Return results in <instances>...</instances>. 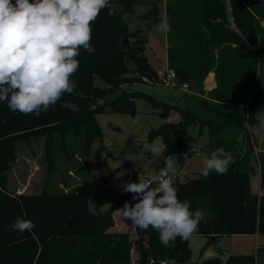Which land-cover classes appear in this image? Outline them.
Instances as JSON below:
<instances>
[{"label": "trees", "instance_id": "trees-1", "mask_svg": "<svg viewBox=\"0 0 264 264\" xmlns=\"http://www.w3.org/2000/svg\"><path fill=\"white\" fill-rule=\"evenodd\" d=\"M127 1L117 2L121 10L114 15H109L107 8L101 9L92 22L90 43L96 51L89 55L86 50H79L76 57L79 68L70 78L76 83L71 94H62L39 117L10 111L7 102H0V264H166L169 259H175L177 264H256L257 252L192 260L189 238L182 241L178 237L172 247H165L158 230L151 226L147 230L136 227L133 246L130 233L109 230L116 224L114 210L125 201L133 206L138 202L133 201L132 193L121 195L108 210L94 212L89 209V194L83 188L50 191L46 184L40 193L33 194L13 193L9 189L6 171L17 158L20 140L46 135L47 154L52 161L54 136L60 134L66 140L72 131L75 135L84 134V150L88 152L101 136L95 116L106 110L105 104L95 106L96 100L115 94L125 82V74L131 71L127 59L136 64L138 76H156L158 80L145 54L148 39L139 30L129 31L123 18ZM159 1L162 0H153L145 14L154 22L162 16L157 6ZM165 2L171 28L168 67L175 70L178 83L187 84L190 92L207 93L212 103L226 105L230 112L217 117L202 116L186 104L185 109L180 108L182 120L167 121L152 131L149 139L162 137L165 157L179 155L186 147L185 133L192 120L210 126V150L224 148L235 163L223 175L213 171L208 179L199 173L186 181L179 177L174 180L178 199L205 212L204 221L194 233L209 238L264 234V161L260 162L263 192L254 193L250 187V172L254 170L250 128L260 122L257 117L264 110V0ZM129 34L135 39L125 43L123 35ZM211 71L215 73L217 85L206 92L204 80ZM95 75L109 87L97 86ZM139 95L156 100L139 90L122 91L106 104L117 110L135 112V98ZM174 106L169 104L168 109ZM233 106L240 110H231ZM216 128H235L236 139L220 140L213 133ZM103 150L101 144L95 151L97 164H101ZM68 151L64 146L63 152L70 155ZM17 217L31 220L36 225L33 232L21 234L5 230ZM113 242H116L115 248ZM207 246L208 243L203 245L202 252ZM132 249L139 254L134 263Z\"/></svg>", "mask_w": 264, "mask_h": 264}, {"label": "rangeland", "instance_id": "rangeland-1", "mask_svg": "<svg viewBox=\"0 0 264 264\" xmlns=\"http://www.w3.org/2000/svg\"><path fill=\"white\" fill-rule=\"evenodd\" d=\"M110 1L117 5L120 0ZM152 1L128 0L124 7L123 18L129 31L139 30V33L148 39V43L145 44V54L148 62L157 71L168 67L169 43L168 33L157 30L159 20L154 22L145 16L152 6ZM157 6L162 16L166 15L165 0L159 1ZM128 38L132 41L135 36L129 34ZM127 63L131 71L125 74V82L120 85L117 92L104 99L96 100L95 106L105 104L106 110L95 116L101 136L91 144L88 152L84 150V134L75 135L72 131L68 133L66 140H62L60 134L54 136L52 161L47 154L46 135L31 136L18 141L17 158L6 171L11 192L40 193L46 184L50 191L83 188L89 194V209L94 212L98 210L104 212L117 203L121 195L127 194L120 187L123 182L144 181L155 175L158 168L165 167V155L152 152L148 148L151 144L160 147L161 152H164L162 137L156 136L150 141L149 136L152 131L158 130L169 121L170 114L178 117L173 122L183 119L180 108L185 109L187 106L186 98L191 96L189 87L184 88L183 84L176 80L173 85H164L157 80L156 76L153 78L138 76L134 61L127 59ZM94 81L97 86L109 87L100 76L95 75ZM138 90L153 95L156 100L152 101L143 95L137 96L135 112L117 110L106 104L122 91ZM169 104L175 106L168 109ZM197 104L194 108L202 116H209L207 112L209 110H220L221 115L230 112V107L212 103L210 100H203ZM233 109L240 110L237 107L231 108ZM250 130L254 144L251 156L254 170L250 172V187L252 192L257 193L261 187L260 162L264 161V124L259 122ZM213 133L220 140H235L237 136L235 128L225 130L216 128ZM210 135V126L202 124L200 120H192L185 133L186 147L181 154L174 155L179 166L181 161L183 162L178 174L182 181L201 173L204 160L212 153ZM101 144L104 150L100 155L101 164H97L94 154ZM64 146H67L70 155L63 152ZM255 146L260 150L255 152ZM193 147L199 149V152L192 151ZM116 210L113 211L116 225L109 230L130 233L135 246L136 226L130 220H124ZM189 243L192 260H202L217 255L226 257L231 254H254L256 248L254 245L256 238L249 234L221 235L216 242H211V238L193 233L189 237ZM206 243H208V249L202 252L201 249ZM259 243L257 247H260V252L256 254V264H264V234ZM131 255L134 263L139 254L132 249Z\"/></svg>", "mask_w": 264, "mask_h": 264}, {"label": "clouds", "instance_id": "clouds-1", "mask_svg": "<svg viewBox=\"0 0 264 264\" xmlns=\"http://www.w3.org/2000/svg\"><path fill=\"white\" fill-rule=\"evenodd\" d=\"M104 8L109 15L121 10L110 0H0V102H7L10 111L39 117L62 94H71L76 83L70 78L79 68L76 57L81 48L95 54L90 43L92 22ZM157 30H171L169 16L159 18ZM257 119L264 124V115ZM148 148L164 153L151 144ZM203 163L201 175L208 179L213 171L225 174L235 160L224 148H218ZM164 164L149 180L123 182L122 191L132 193L133 201L138 202L133 206L125 201L116 211L139 229L151 226L158 230L160 242L172 247L178 237L186 241L198 231L205 212L178 199L173 177L179 174L180 166L174 154L164 156ZM35 227L31 220L17 217L5 230L23 234ZM166 264L177 262L169 259Z\"/></svg>", "mask_w": 264, "mask_h": 264}, {"label": "crops", "instance_id": "crops-1", "mask_svg": "<svg viewBox=\"0 0 264 264\" xmlns=\"http://www.w3.org/2000/svg\"><path fill=\"white\" fill-rule=\"evenodd\" d=\"M168 62V61H167ZM217 83H216V79H215V73L213 71H211L207 77L205 78L204 80V89L207 91H210L212 89H214L216 87ZM191 96H188L186 98V104L187 105H191V107H197V103L198 102H202L203 100H209L208 97H207V93L205 94H197L196 92H190ZM264 111V110H263ZM208 112V115H213V117H217V116H221L222 112L220 110H215L214 112H211L210 110L207 111ZM212 113V114H211ZM180 114V113H178ZM178 119L177 115L175 114H170L169 115V121H176ZM174 141V140H171V142ZM194 148V147H193ZM192 148V149H193ZM258 150H260L259 148H257L255 146V152H257ZM261 188V187H260ZM260 191V190H259ZM259 193V192H258ZM123 206V205H122ZM121 206V207H122ZM116 225V224H115ZM115 227V226H114ZM250 236H252L253 238H256V243L254 244L256 246L255 250H254V253H259L260 252V240L262 239V234H258V233H255V234H249ZM219 237V236H218ZM218 237H216V241L218 240ZM255 240V239H254ZM259 243V246L257 247V244ZM207 249H208V246H207ZM256 253V254H257ZM223 258H225L224 256L222 255H219Z\"/></svg>", "mask_w": 264, "mask_h": 264}, {"label": "built area", "instance_id": "built-area-1", "mask_svg": "<svg viewBox=\"0 0 264 264\" xmlns=\"http://www.w3.org/2000/svg\"><path fill=\"white\" fill-rule=\"evenodd\" d=\"M157 73V77L160 83L164 84V85H173L174 81H177V77H176V72L174 69L167 67L165 69H159L156 71ZM184 88H188L187 84H183ZM192 151L195 152H199V149L193 148ZM164 167H160L157 169L155 175H158L160 170L163 169ZM177 176L173 177V179L175 180ZM150 178H147L146 180H149ZM263 192V190L260 188L259 194H261Z\"/></svg>", "mask_w": 264, "mask_h": 264}, {"label": "water", "instance_id": "water-1", "mask_svg": "<svg viewBox=\"0 0 264 264\" xmlns=\"http://www.w3.org/2000/svg\"><path fill=\"white\" fill-rule=\"evenodd\" d=\"M129 38L126 35H123V41L127 43ZM211 242H216V236H212Z\"/></svg>", "mask_w": 264, "mask_h": 264}]
</instances>
